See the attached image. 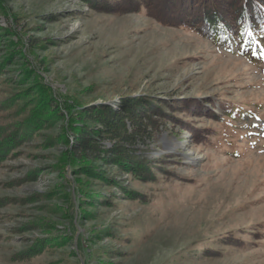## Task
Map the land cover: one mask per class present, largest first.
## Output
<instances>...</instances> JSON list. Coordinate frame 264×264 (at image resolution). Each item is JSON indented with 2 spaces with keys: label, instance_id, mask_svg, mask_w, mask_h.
<instances>
[{
  "label": "rangeland",
  "instance_id": "rangeland-1",
  "mask_svg": "<svg viewBox=\"0 0 264 264\" xmlns=\"http://www.w3.org/2000/svg\"><path fill=\"white\" fill-rule=\"evenodd\" d=\"M143 97L142 173L74 154L85 107ZM0 264H264V60L145 10L0 0Z\"/></svg>",
  "mask_w": 264,
  "mask_h": 264
},
{
  "label": "trees",
  "instance_id": "trees-1",
  "mask_svg": "<svg viewBox=\"0 0 264 264\" xmlns=\"http://www.w3.org/2000/svg\"><path fill=\"white\" fill-rule=\"evenodd\" d=\"M85 1L100 3L105 12L118 14L145 10L162 24L187 26L216 43L230 40L245 54L264 60V0ZM155 102L147 97L125 98L115 106L85 107L82 116L92 125L79 129L70 142L72 151L87 161L115 160L133 173H142V165L148 162L145 154L158 129L153 119L157 113L150 111L158 108ZM196 104L181 101L184 108Z\"/></svg>",
  "mask_w": 264,
  "mask_h": 264
}]
</instances>
